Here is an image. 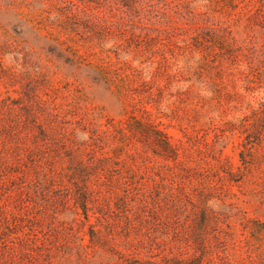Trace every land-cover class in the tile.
Listing matches in <instances>:
<instances>
[{
    "label": "rangeland",
    "instance_id": "1",
    "mask_svg": "<svg viewBox=\"0 0 264 264\" xmlns=\"http://www.w3.org/2000/svg\"><path fill=\"white\" fill-rule=\"evenodd\" d=\"M14 157L0 264H264V0H0Z\"/></svg>",
    "mask_w": 264,
    "mask_h": 264
},
{
    "label": "trees",
    "instance_id": "2",
    "mask_svg": "<svg viewBox=\"0 0 264 264\" xmlns=\"http://www.w3.org/2000/svg\"><path fill=\"white\" fill-rule=\"evenodd\" d=\"M136 126H137L136 129L141 133V135L145 139L146 138L147 139L154 138V140L157 141L160 144V146L165 151L171 152L173 154H177L176 147H174V145L170 141V137L167 134H164L163 131H161L159 129H153V127L150 124H144V123H142V121H138L136 123ZM41 130H42L41 132L44 133L45 130L42 129V128H41ZM104 158H102L101 160H104ZM242 158H243L242 160L246 163V160H245V158L243 156V153H242ZM75 160H76L75 157H71V159H70L71 164L72 163L74 164L76 162ZM78 162H79V167H76V168L73 169L71 176H74V175L80 173L81 171L87 170L88 167L90 166L89 164L85 163L83 160L78 161ZM18 166L19 167H28L30 169V165H27V163H25V161H23V160L20 161V159H18L16 157H14V159H12V160L9 159L7 166H5V164L0 161V169H2V170H6L8 167H9L8 169H10V168L18 167ZM43 168L45 169V167H43ZM47 168H48V166H47ZM56 181H57L56 177L53 176L51 182L55 183ZM87 195H88V193H86V192L82 193V196H83L84 199L87 198ZM82 205L84 206V208L87 207L83 203H82ZM196 235H197V230L195 229L193 231V234H192L191 237L195 238ZM171 260H178L179 261L180 259H179L178 256H175V257L168 256V257H166V259H164V261H165L164 264L170 263ZM190 260L192 262H194L193 264H197L198 263L197 261H199V257H197V256L191 257ZM149 264H160V263H158V262H150Z\"/></svg>",
    "mask_w": 264,
    "mask_h": 264
}]
</instances>
